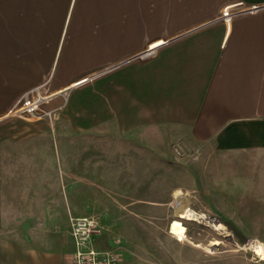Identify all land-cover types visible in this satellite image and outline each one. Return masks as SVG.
<instances>
[{
	"label": "crops",
	"instance_id": "1",
	"mask_svg": "<svg viewBox=\"0 0 264 264\" xmlns=\"http://www.w3.org/2000/svg\"><path fill=\"white\" fill-rule=\"evenodd\" d=\"M227 6L260 9L225 23ZM43 83L66 96L44 107L51 118H4ZM178 140L210 160L262 164L264 0H0V264H71L70 219L104 225L124 207L88 161L130 141L175 162ZM166 181L151 187L148 173L141 190Z\"/></svg>",
	"mask_w": 264,
	"mask_h": 264
},
{
	"label": "rangeland",
	"instance_id": "2",
	"mask_svg": "<svg viewBox=\"0 0 264 264\" xmlns=\"http://www.w3.org/2000/svg\"><path fill=\"white\" fill-rule=\"evenodd\" d=\"M173 145L184 149L175 162L165 164L153 158L151 144L130 141L109 142L102 149L107 158L92 166L88 161V177L111 178L104 185L109 198L124 205L108 209L113 223L86 217L101 231L93 246L119 250L120 264H264V252L258 256L254 251L256 245L264 248V160L258 168L240 166L237 160H210L207 150L180 140L169 149ZM138 170H144L145 178L149 173L151 187L166 177L165 187L142 192L145 178ZM100 200L109 199L101 195ZM184 213L190 220L182 218ZM219 218L234 223L246 240L240 241ZM66 234L71 236L70 222Z\"/></svg>",
	"mask_w": 264,
	"mask_h": 264
},
{
	"label": "built area",
	"instance_id": "3",
	"mask_svg": "<svg viewBox=\"0 0 264 264\" xmlns=\"http://www.w3.org/2000/svg\"><path fill=\"white\" fill-rule=\"evenodd\" d=\"M239 6H227L220 12L219 19L225 23L231 21V19L239 14L254 13L259 11L260 7L253 6L246 10L235 9ZM157 44L152 47L148 54H153ZM63 92V91H62ZM62 92H50L47 90V83L35 86L29 90L24 91L18 99L14 102L12 107L6 112L4 118L13 117L17 115H28L35 118H51L54 110H45L44 107L50 103V101L59 96L65 95ZM63 97V103L66 102V96ZM174 156L180 155L181 146H172L170 148ZM217 220L216 218H209ZM71 236L74 242V252L71 256V264H120L121 254L117 249L99 250L96 249L92 242L94 238L101 234L96 222L90 218H72L70 219ZM120 241H118L119 243Z\"/></svg>",
	"mask_w": 264,
	"mask_h": 264
},
{
	"label": "water",
	"instance_id": "4",
	"mask_svg": "<svg viewBox=\"0 0 264 264\" xmlns=\"http://www.w3.org/2000/svg\"><path fill=\"white\" fill-rule=\"evenodd\" d=\"M220 220V221H219ZM219 222L227 227L228 230L232 232L240 241L246 240L244 236H242V232L232 223L230 220L219 218Z\"/></svg>",
	"mask_w": 264,
	"mask_h": 264
},
{
	"label": "bare ground",
	"instance_id": "5",
	"mask_svg": "<svg viewBox=\"0 0 264 264\" xmlns=\"http://www.w3.org/2000/svg\"><path fill=\"white\" fill-rule=\"evenodd\" d=\"M183 219H187V220H190V217H189V214H187V213H184V215H183V217H182ZM178 228H180V227H178ZM214 244L215 245H217V242H214ZM213 244V245H214ZM254 251H255V253L258 255V256H261L262 255V253L264 252V248L262 247V246H260V245H256L255 247H254ZM258 258V257H257ZM261 258V257H260ZM262 258H263V256H262Z\"/></svg>",
	"mask_w": 264,
	"mask_h": 264
}]
</instances>
